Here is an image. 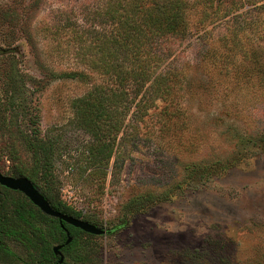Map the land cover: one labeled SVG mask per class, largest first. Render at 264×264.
<instances>
[{"label":"rangeland","instance_id":"1","mask_svg":"<svg viewBox=\"0 0 264 264\" xmlns=\"http://www.w3.org/2000/svg\"><path fill=\"white\" fill-rule=\"evenodd\" d=\"M104 5L0 0V104L14 99L0 116V165L12 144L31 162L25 137L38 135L40 188L111 231L84 238L83 264H264V12L239 32L230 17L202 21L198 4L160 69L173 62L170 93L140 94L121 126L117 98L109 120L91 110ZM202 161L217 170L201 177Z\"/></svg>","mask_w":264,"mask_h":264},{"label":"trees","instance_id":"2","mask_svg":"<svg viewBox=\"0 0 264 264\" xmlns=\"http://www.w3.org/2000/svg\"><path fill=\"white\" fill-rule=\"evenodd\" d=\"M259 2L262 4H258ZM198 4L204 5L200 11L202 21L210 17L213 18L211 22L230 17L235 30L239 32L257 26L260 16L258 13L264 12V0H105L102 18L104 21L101 22L103 28L96 33L101 37V44L98 47L95 39L93 47L90 48L96 52V58L99 57L92 61L90 69L103 75L102 82L93 83L92 88V92L99 97L91 105L96 117L111 119L112 111L109 108L117 98V122L123 126L132 104L140 94L143 93L144 96L149 91L156 94L170 93L171 83L175 82L177 76L170 68L173 62L168 63L163 70L160 69L173 56L178 45L189 38V16ZM262 72L264 73V66ZM82 74L89 80L92 79L88 73ZM169 75H172V80H169ZM152 78V83L148 85ZM13 100L10 96L0 104L1 117L4 118L7 113V102L11 105ZM28 136L25 139L28 150L32 153L31 162L25 161L19 145L12 144L1 158L3 163L0 171L13 176L28 177L55 209L94 223L92 219L85 218L81 210L65 201L53 200L40 188L39 175L46 167V160L41 154L46 151V147L37 134ZM261 141L260 146L264 150V137ZM7 161H10V165H6ZM194 168L197 172L199 171L196 168H199L201 177L217 170L215 163L206 161ZM142 200L131 203L134 212L140 210ZM66 230L73 238L69 244H66ZM85 237L90 240L98 235L86 233L58 218L46 215L22 192L0 184L1 260L19 264L91 262L93 252L89 251ZM11 243H17L23 254H19ZM55 245H62L61 251L65 256L63 262H60V256L54 252Z\"/></svg>","mask_w":264,"mask_h":264},{"label":"water","instance_id":"3","mask_svg":"<svg viewBox=\"0 0 264 264\" xmlns=\"http://www.w3.org/2000/svg\"><path fill=\"white\" fill-rule=\"evenodd\" d=\"M0 184L9 189L22 192L43 213L58 218L61 222H66L69 225H72L76 228H80L86 233L94 235H105L110 233V230L104 227H100L97 224L90 223L89 221H86L83 218H77L55 209L51 205L50 201L45 197V195L34 185L32 180L28 177L13 176L0 171ZM66 231L68 235V240L66 241V244H69L73 238L70 235V232L68 230ZM61 248L62 245H55L54 252L56 255L60 256V262H63L65 256L62 253Z\"/></svg>","mask_w":264,"mask_h":264},{"label":"flooded vegetation","instance_id":"4","mask_svg":"<svg viewBox=\"0 0 264 264\" xmlns=\"http://www.w3.org/2000/svg\"><path fill=\"white\" fill-rule=\"evenodd\" d=\"M109 230V229H108ZM111 232V231H110Z\"/></svg>","mask_w":264,"mask_h":264}]
</instances>
